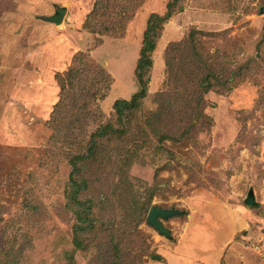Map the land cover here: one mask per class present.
Segmentation results:
<instances>
[{"label":"rangeland","instance_id":"rangeland-1","mask_svg":"<svg viewBox=\"0 0 264 264\" xmlns=\"http://www.w3.org/2000/svg\"><path fill=\"white\" fill-rule=\"evenodd\" d=\"M169 2L137 141L103 138L96 162L77 159L100 126L122 128L115 101L140 89L147 20ZM60 8V24L46 19ZM156 111L172 139L155 135ZM130 146L125 178L107 157ZM75 168L97 220L78 248ZM150 195L184 212L162 219L171 237L138 219ZM263 244L264 0H0V264H262Z\"/></svg>","mask_w":264,"mask_h":264},{"label":"trees","instance_id":"trees-1","mask_svg":"<svg viewBox=\"0 0 264 264\" xmlns=\"http://www.w3.org/2000/svg\"><path fill=\"white\" fill-rule=\"evenodd\" d=\"M174 5V2H169L168 4V10L167 13L165 15H160L158 13H153L150 18L147 20V24H146V28H145V33H144V44H143V48L140 51L141 55L140 58L138 59V63H137V68H136V74H137V79L139 81L140 84V89L138 91H136L131 98H119L115 101V111L117 114V120L120 124H122V128L121 127H116L115 125L112 124H108L105 126H100L95 132H93L90 135V145H89V149H88V154L87 155H82L81 157H77V159H81V161L85 158L94 160V162H96L97 160V156H98V141L100 139L103 138H107V137H112L114 136L117 139H120L123 137V139H127V141H131L134 143L137 141L136 140V132H131V130L129 129L130 123L132 122V120L136 117V113L137 111H139L140 109V105L141 102L146 98L147 96V91L149 90V78L150 76H146L145 78V73L149 70H151V68L154 67V59L152 58V53L153 51L156 49L157 46V38L161 35V31L163 30L164 24L167 22V20L170 19V17L172 16V7ZM159 30V32L156 35V32ZM156 35V36H155ZM171 52V51H170ZM168 55H169V51H168ZM82 57H84V54L82 52H79L75 55V62L76 60L81 59ZM74 62V64H75ZM169 56L167 58V65L169 67ZM74 64L72 65V67L67 70V77L68 78H73L74 74L76 72H74L75 68H74ZM204 80V79H203ZM206 80V79H205ZM204 85V82H201V84H199V87H202ZM194 98L189 100L190 105H188V110H193L192 113H194V120L190 121L187 129L188 131H194L195 129H197L199 121L202 117V110H200V107L202 106L203 103V98L202 95H197L196 91L195 93H193L192 95H194ZM85 94H82V96H85ZM108 96V94L105 95L104 98H106ZM76 98V96H75ZM171 110V109H170ZM162 115V112H153L152 116L154 118L157 125H155V127H152V129L155 132V135L158 136V140H160V142H164L167 141L168 139H172V135L170 130H164V126L162 125V123L160 122L163 119H159V116ZM156 118V119H155ZM151 120H148V126H153L150 124ZM67 130V129H66ZM68 131V130H67ZM57 132V129H56ZM75 138L77 139V137L75 136ZM65 139H71L70 138V134L69 135H65ZM110 139V138H109ZM136 145H134L135 147ZM133 146H130L129 148H124L121 151H114V154L111 155L110 157H107L108 163L109 164H118L119 167L121 165L120 170L122 171V176L127 178L124 169L127 166H130L133 162V154H134V148L132 149ZM75 173L77 175H80L82 173V171H80L78 168H75L74 171L71 173L70 175V180L72 181V192L70 194L71 200L70 202H74L77 205V209H76V216H77V223L74 226V244L75 247L78 248L81 246V238L83 237V235H85L86 233H88V230L93 232V230L95 229V225L97 220L95 218L90 219L89 215H88V200L86 199H82L81 195L82 192L85 191V189L88 187V182H87V178H85L84 176H77L75 175ZM95 180V179H94ZM93 182V181H92ZM125 186L126 185V182ZM152 196L150 195L146 200H144L141 204L138 203L139 208L136 207V211H138L139 214L138 215V219L142 217V213H145V215H147L150 212V207L151 205V201H152ZM103 204L107 205V202L105 203V201L103 202ZM151 205V206H150ZM150 206V207H149ZM107 207V206H106ZM149 208V209H148ZM105 209V207H104ZM148 209V210H147ZM110 220V223H112L111 221V217L107 218ZM147 220V219H146ZM148 223V221H147ZM149 224V223H148ZM172 236V235H171Z\"/></svg>","mask_w":264,"mask_h":264},{"label":"water","instance_id":"water-1","mask_svg":"<svg viewBox=\"0 0 264 264\" xmlns=\"http://www.w3.org/2000/svg\"><path fill=\"white\" fill-rule=\"evenodd\" d=\"M66 13V8H60L59 12L53 16L46 17L47 20L53 21L55 23L60 24L63 20V17ZM254 199L251 197L248 200L249 204H253ZM184 214L183 211L175 208L167 209L160 206H153L148 214L147 221L148 223L153 226L156 230H158L161 234L171 237V231L167 229L162 219H169L170 217H173L175 215H181Z\"/></svg>","mask_w":264,"mask_h":264},{"label":"crops","instance_id":"crops-1","mask_svg":"<svg viewBox=\"0 0 264 264\" xmlns=\"http://www.w3.org/2000/svg\"><path fill=\"white\" fill-rule=\"evenodd\" d=\"M253 251H254V250H253ZM256 255H257V257L261 260L262 264H264V259L260 256V254L256 253ZM253 259H254V261H257L256 258H253ZM251 264H252V262H251ZM256 264H259V263L256 262Z\"/></svg>","mask_w":264,"mask_h":264},{"label":"built area","instance_id":"built-area-1","mask_svg":"<svg viewBox=\"0 0 264 264\" xmlns=\"http://www.w3.org/2000/svg\"><path fill=\"white\" fill-rule=\"evenodd\" d=\"M258 248H259L258 250L261 252L262 256L264 257V244L261 245V247H258Z\"/></svg>","mask_w":264,"mask_h":264}]
</instances>
